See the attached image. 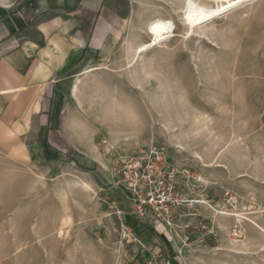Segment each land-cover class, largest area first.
<instances>
[{
	"label": "rangeland",
	"instance_id": "1",
	"mask_svg": "<svg viewBox=\"0 0 264 264\" xmlns=\"http://www.w3.org/2000/svg\"><path fill=\"white\" fill-rule=\"evenodd\" d=\"M263 8L233 7L201 40L165 1L108 0L102 73L80 101L77 75L62 91L84 156L0 151V264H264ZM157 16L176 36L131 63Z\"/></svg>",
	"mask_w": 264,
	"mask_h": 264
},
{
	"label": "crops",
	"instance_id": "2",
	"mask_svg": "<svg viewBox=\"0 0 264 264\" xmlns=\"http://www.w3.org/2000/svg\"><path fill=\"white\" fill-rule=\"evenodd\" d=\"M107 5L108 0H0V151L47 164L70 153L78 161L81 149L88 150L66 117L62 91L77 75L70 99L80 101L81 87L96 77L86 72L115 33Z\"/></svg>",
	"mask_w": 264,
	"mask_h": 264
},
{
	"label": "bare ground",
	"instance_id": "3",
	"mask_svg": "<svg viewBox=\"0 0 264 264\" xmlns=\"http://www.w3.org/2000/svg\"><path fill=\"white\" fill-rule=\"evenodd\" d=\"M157 1L158 2L165 1L169 6H172L176 10L177 17L180 23L182 24V26L185 28L187 37L189 38L197 37V39L204 40L207 38L208 35H206V33L204 32H199L200 27H202L205 24L207 25V23L212 22L217 17H220L225 13H228V11H230V9H232L233 7H236L243 3H250V2L253 3V1L256 0H239L238 3L236 2V0H156V2ZM146 6L150 9L161 8V4L159 3L158 4L146 3ZM245 13L248 12L246 11ZM262 14L264 16V8ZM144 30L149 40L143 43L130 44L128 55H129V61L131 63H135L151 49L162 45L164 42L176 36L174 20L166 19L165 17H161V16H157L156 18L147 20V22L145 23ZM97 71L98 70L95 67L93 69H90L86 73L87 76L92 74H94V76H97L95 75V73H98ZM81 84L82 81L80 80L74 87V94L76 97L78 96L77 94L79 92V88ZM77 185L80 186V188L84 192H89L93 190L92 185H90L87 182H84L83 180L78 182ZM68 195H69L68 191L64 189L62 192V199L64 204L66 205H67Z\"/></svg>",
	"mask_w": 264,
	"mask_h": 264
},
{
	"label": "snow or ice",
	"instance_id": "4",
	"mask_svg": "<svg viewBox=\"0 0 264 264\" xmlns=\"http://www.w3.org/2000/svg\"><path fill=\"white\" fill-rule=\"evenodd\" d=\"M236 2L238 3V2H239V0H236Z\"/></svg>",
	"mask_w": 264,
	"mask_h": 264
}]
</instances>
